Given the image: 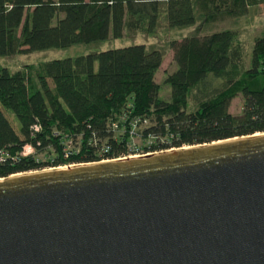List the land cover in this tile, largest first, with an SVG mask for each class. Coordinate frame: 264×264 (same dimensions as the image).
<instances>
[{"label": "trees", "instance_id": "16d2710c", "mask_svg": "<svg viewBox=\"0 0 264 264\" xmlns=\"http://www.w3.org/2000/svg\"><path fill=\"white\" fill-rule=\"evenodd\" d=\"M254 6L264 10V0H0V56L100 43L125 32L156 37L161 20L167 29H184L241 18ZM168 47L176 64L163 81L168 101L159 98L155 79L164 50L144 43L14 72L0 68V178L264 132V35L254 40L248 67L230 29ZM190 95L197 98L191 109ZM238 95L242 109L232 114Z\"/></svg>", "mask_w": 264, "mask_h": 264}, {"label": "water", "instance_id": "95a60500", "mask_svg": "<svg viewBox=\"0 0 264 264\" xmlns=\"http://www.w3.org/2000/svg\"><path fill=\"white\" fill-rule=\"evenodd\" d=\"M118 159L0 178V264H264V132Z\"/></svg>", "mask_w": 264, "mask_h": 264}, {"label": "rangeland", "instance_id": "374dc122", "mask_svg": "<svg viewBox=\"0 0 264 264\" xmlns=\"http://www.w3.org/2000/svg\"><path fill=\"white\" fill-rule=\"evenodd\" d=\"M230 29L235 35L236 39L240 42L244 65L248 67L250 64L251 52L254 45V40L257 37L264 35V10L261 6H254L249 9L246 16L241 18L224 17L209 23H202L199 21L195 26L184 29H167L163 20L159 25V32L156 37H146L143 34L129 35L126 32L120 38H113L109 36L106 40L94 44H79L65 49H47L40 51H31L28 53H14L11 56H0V68H7L9 71L14 72L25 65H37L39 63L53 60L73 58L80 55L98 52L109 48L123 47L132 44L144 43L147 46H157L164 50V58L160 68L158 69L155 79L160 85L159 98L165 101L170 99V87L165 84L164 78L176 70V64L173 60V51L169 49L168 45L171 40H180L183 37L190 35H205L218 30ZM210 84L216 86L221 84V81L211 80ZM197 98L191 95L188 99V108L191 109L195 106ZM243 104L242 95L235 97L230 104L229 111L232 114L241 112ZM7 117L13 124L14 128L18 130L19 124L16 117L11 112H6ZM139 145L144 146L142 140L136 141ZM149 140H147V143ZM149 144V143H148ZM147 145V144H146ZM186 147V146H185ZM29 146L25 147V152H31ZM46 154L43 153L40 157L45 158ZM128 158V157H126ZM70 165L67 167H73ZM48 170V169H46Z\"/></svg>", "mask_w": 264, "mask_h": 264}, {"label": "bare ground", "instance_id": "6f19581e", "mask_svg": "<svg viewBox=\"0 0 264 264\" xmlns=\"http://www.w3.org/2000/svg\"><path fill=\"white\" fill-rule=\"evenodd\" d=\"M138 156L137 155H135V156H130V157H128V158H137ZM118 160H121V159H118ZM59 168H65V167H59Z\"/></svg>", "mask_w": 264, "mask_h": 264}, {"label": "built area", "instance_id": "2783aa9c", "mask_svg": "<svg viewBox=\"0 0 264 264\" xmlns=\"http://www.w3.org/2000/svg\"><path fill=\"white\" fill-rule=\"evenodd\" d=\"M171 150V149H170ZM27 153V152H26ZM156 153V152H155ZM146 154H150V153H146ZM137 156H142V155H145V154H136ZM132 156H135V155H132ZM128 157H130V156H128ZM124 158H126V157H124Z\"/></svg>", "mask_w": 264, "mask_h": 264}]
</instances>
